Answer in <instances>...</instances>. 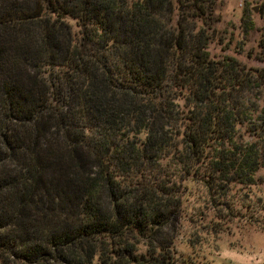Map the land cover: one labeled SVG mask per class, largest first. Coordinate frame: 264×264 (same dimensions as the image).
I'll use <instances>...</instances> for the list:
<instances>
[{
  "label": "trees",
  "instance_id": "1",
  "mask_svg": "<svg viewBox=\"0 0 264 264\" xmlns=\"http://www.w3.org/2000/svg\"><path fill=\"white\" fill-rule=\"evenodd\" d=\"M216 6L0 0V264H176L192 183L258 184L264 66Z\"/></svg>",
  "mask_w": 264,
  "mask_h": 264
},
{
  "label": "rangeland",
  "instance_id": "2",
  "mask_svg": "<svg viewBox=\"0 0 264 264\" xmlns=\"http://www.w3.org/2000/svg\"><path fill=\"white\" fill-rule=\"evenodd\" d=\"M215 13L220 20L214 25L213 54L231 53L249 65L264 66L258 60L264 41V0H217ZM243 16L253 24L248 23L251 31L239 54L236 43L244 36ZM258 177L256 186L235 187L218 207L207 202L199 183L191 184L176 230V264H264V171Z\"/></svg>",
  "mask_w": 264,
  "mask_h": 264
}]
</instances>
